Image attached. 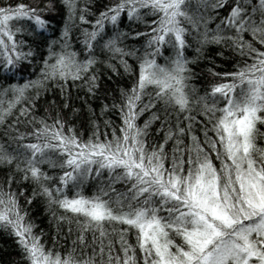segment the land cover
Masks as SVG:
<instances>
[{
    "label": "snow or ice",
    "instance_id": "1",
    "mask_svg": "<svg viewBox=\"0 0 264 264\" xmlns=\"http://www.w3.org/2000/svg\"><path fill=\"white\" fill-rule=\"evenodd\" d=\"M62 6L67 15L57 0H0V166L8 168L0 229L21 249L17 264H264V0H109L91 20L88 0ZM193 34L199 46L189 57ZM137 38L138 46L126 43ZM208 44L226 45L236 65L207 69L201 92L189 65L198 66ZM97 65L133 78L118 102L105 90L113 103H102L99 116L118 111L120 119L110 137L101 139L92 121L84 139L60 112L49 113L56 101L36 115L49 85L64 97L69 81L95 115ZM93 173L99 187L84 195ZM21 197L27 205L43 198L57 235L65 223L71 235L75 224L67 251L55 238L52 247L41 242Z\"/></svg>",
    "mask_w": 264,
    "mask_h": 264
},
{
    "label": "trees",
    "instance_id": "2",
    "mask_svg": "<svg viewBox=\"0 0 264 264\" xmlns=\"http://www.w3.org/2000/svg\"><path fill=\"white\" fill-rule=\"evenodd\" d=\"M15 2H24L28 3L29 0H15ZM81 0H78V4ZM90 4H93L92 7V14L88 16V19H94L95 15L98 11L103 10V6L109 4V0H88ZM57 3L61 5L60 11H64V14L67 15L65 9L62 6V0H57ZM220 15H225V12L221 11ZM56 21H60V25L63 24V17L60 15L56 16ZM56 21H53L55 23ZM78 27L86 28L88 25H78ZM120 27L123 29L124 25L121 24ZM133 28H137L136 24L131 25ZM210 28H214L215 24H209ZM126 30V29H125ZM139 31H144L143 27L140 26L137 28ZM57 35L59 34V26L57 27ZM73 38L75 39V32L73 33ZM192 47L189 48L186 52V55L191 57L195 55V49L199 46L196 43V40L193 37L190 38ZM245 40H250L251 37L249 34H245ZM142 41L137 39H130L126 41V43L132 44L134 46H138ZM257 47H260L258 44ZM222 52V55L220 53ZM46 54V53H45ZM165 55H168V52H165ZM103 59V57H101ZM211 61V63L209 62ZM114 62V61H113ZM159 62L163 63L162 60ZM129 63H132L129 60ZM236 65V58H234V53L227 48L226 45H218V44H208L203 47L201 52V57L198 62V66L189 65V67H194L197 77L191 81V83L195 84V86L203 91V87L205 84L204 77L207 74V69L213 68L216 72L222 71H232L234 66ZM35 71L38 73L39 68H36ZM97 75L99 76V85H100V93L97 97H89V104L91 108L94 110L95 115H93L87 107L82 106L81 98L84 97V91L78 90L77 88L72 87L71 81H69L68 86L65 91V96H60L59 85H49L50 91L45 93L46 101H42L43 107L39 108V111L36 113L37 116L45 114V108L48 107V102L56 101V104L49 108V113L54 118L56 112H60L61 116L65 120L66 124H70L74 126L77 133H82L83 138L87 139L90 132L93 131V128L90 126L92 121H96L99 124V132L101 134L100 138H104V133H109V137L111 134L112 127L118 128L120 125V119L118 117V111H110L108 115L104 117H100V106L102 103L112 104L113 100L110 97L107 100H104L105 90L111 94V96L119 98V92L121 88H130L132 84V77L128 73H124L123 69L120 68L118 73H114L111 69L107 68L104 65H97L96 66ZM211 80V77H208ZM23 81H20L22 83ZM79 84V82H77ZM147 99V96L144 97ZM65 101L68 103L69 107L64 108L63 104ZM73 109H78L79 111L73 112ZM149 113L145 112L141 114L137 118L138 124H143L144 120L148 118ZM15 117H13L14 119ZM104 120H111L112 125L109 127H105L103 121ZM10 122V121H9ZM51 123V121H49ZM159 126L158 124L156 125ZM261 133H264V125H257ZM210 128V125H209ZM24 129L21 128V131ZM3 129L0 128V143L3 142L5 139L2 135ZM200 136V139L203 140L202 133H197ZM213 134L209 132V136ZM155 142V141H154ZM187 143V141H186ZM257 145L261 149H264V138H260L257 140ZM171 148V144L168 145ZM8 172V168L6 166H0V180H3L5 174ZM104 177H107V172L105 171ZM19 180V176L16 177ZM99 180L95 179V173H93V179L85 180L82 186V192L84 195H92L94 191L97 190L99 187ZM12 187L15 189L17 187L16 183H13ZM21 188L27 189V195H31V187L26 183H21L19 185ZM117 189H120L122 186L117 184L114 185ZM21 205L24 206L25 211L29 213V219L35 224L37 227L34 229L36 234H39L40 230L43 229L44 237H42V243L46 245V247H52L53 245V238H55L57 243V248L60 251H67L69 247L72 246V241L75 240L77 232L75 224L72 225L73 232L71 235H68V225L65 223L62 229L59 230V235H57V227L55 222L51 220L52 212L47 210V206L45 205L43 198H38L32 205H27L25 197L20 198ZM56 215H62V210L54 209ZM108 227V226H106ZM89 239L91 238V233L88 234ZM130 244H135V236L129 235L126 237ZM119 246L117 245V248ZM76 251L79 252L80 249L77 247ZM21 249L17 246L14 237L4 229H0V264H17L18 261L21 260ZM88 254H91L90 249L88 250ZM139 255V253H138ZM142 264V261H141Z\"/></svg>",
    "mask_w": 264,
    "mask_h": 264
}]
</instances>
